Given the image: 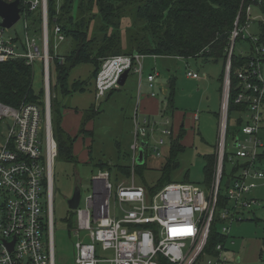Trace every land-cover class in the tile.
Listing matches in <instances>:
<instances>
[{"label":"built area","instance_id":"built-area-1","mask_svg":"<svg viewBox=\"0 0 264 264\" xmlns=\"http://www.w3.org/2000/svg\"><path fill=\"white\" fill-rule=\"evenodd\" d=\"M27 3L32 11L41 8L42 32H30L27 26L24 39L8 35V28L2 26L0 17V61L22 58L31 66L33 76L36 65H40L45 107L43 109L37 102L17 107L0 101V124H5L8 130L0 147V264H55L53 193L57 142L51 118V78L55 60H64L58 49L66 38L59 25L50 30L48 0H27ZM23 18L21 11L20 20ZM24 20L27 25V19ZM250 27L251 22L245 31L249 32ZM240 31L238 28L233 31L234 41ZM52 35L55 52L51 51ZM256 51L264 59V49L257 47ZM143 56L138 53L118 54L106 58L95 79L96 98L104 97L112 88H119L121 76L128 68L134 70L141 80ZM262 57L258 56L251 61L250 68L238 72L245 89L253 93L243 91L236 99L237 102L249 101L250 109L241 130L232 136L236 151L231 154L227 150L228 118L222 106L211 184L202 188L191 182H169L150 194L143 185L135 183L134 176L129 185L122 181L115 189L109 170H100L93 178V193L87 198L86 208L78 206L74 210L76 233L86 230L89 237V241L76 244L77 264H162L161 257L171 264H197L202 260L216 214L224 221L222 232L229 234L230 225L238 217L240 219V210L258 202L257 198L246 195L259 184L264 186V158L260 159L264 151L261 136L264 85L254 81L255 78L264 80ZM187 74L195 78L199 76L191 71ZM156 76L157 73L153 72L147 76L151 88ZM224 84L225 91L229 86L226 96L228 113L230 76ZM151 94L155 96L156 92ZM139 114L136 110L133 169L141 143L146 141V147H150L146 137L155 130V123L148 116ZM165 125L162 133L171 137V120L165 119ZM164 143V138H161L153 146L158 156L163 154ZM227 156L230 160L244 159L245 163L240 166V171L236 170L227 177L230 183L226 185L224 194L229 205L218 209ZM44 193L46 207L42 202ZM112 197L120 207V216L112 213ZM98 244L103 250L112 251L113 256L100 258ZM217 249L220 254L209 255L206 264L227 261L223 245L218 244Z\"/></svg>","mask_w":264,"mask_h":264},{"label":"trees","instance_id":"trees-1","mask_svg":"<svg viewBox=\"0 0 264 264\" xmlns=\"http://www.w3.org/2000/svg\"><path fill=\"white\" fill-rule=\"evenodd\" d=\"M20 6L23 19H27V25L24 20L25 31L28 26L30 32L41 33V8L35 11L30 10L27 0H21ZM253 6L258 7L261 13H264V0H48L50 30L59 25L65 38L71 41L67 51L64 53L59 52L64 60L60 62L57 58L54 62L52 73H55L57 92L59 91L62 96L67 97L76 92H83L93 84L96 97L95 79L104 60L118 54L134 55L135 53L144 56L203 57L207 61H221L223 63L221 80L223 83L222 89L224 90L227 61L233 42V31L238 28L241 31L235 39L230 56L227 128V135L235 136L234 133L233 135L230 134L229 129L231 113H240L238 124L242 126L250 109L249 101L237 102L236 99L243 91L253 93L252 90L245 89L238 72L250 68L251 61L257 59L258 56L262 57V55L257 54V47L264 49L263 20L259 21V31L257 33L251 34L245 31L247 24L253 21L251 17ZM125 17L131 18V24L124 35L122 22ZM253 36H256L257 39L254 40ZM239 40L249 41L250 49L247 53L236 52L235 47ZM53 42L52 35L51 51L55 52ZM262 60L264 61L263 57ZM80 64H90L94 69L90 76L84 79H73L70 82L72 69ZM33 77L31 66L22 58L0 61V101L17 107L23 103L37 102L44 109V96L34 93ZM254 81L262 86L264 85V80L255 78ZM116 89H110L106 95ZM42 91L44 92V90ZM59 104L58 99H54L52 96V126L54 138L57 142V158L74 161L77 160L74 151L76 138L81 133L89 136L93 135V130L87 129V124L102 111L101 106L94 102L83 110L77 107L74 108L82 114L79 134L74 136L63 125L64 118ZM169 106L172 110L175 109L173 97H170ZM70 107L68 104H64V109ZM218 117H220V114H218ZM184 135V126H181L177 133L173 131L170 154L166 163L160 169L162 176L159 184L156 187L144 186L150 194L156 193L165 184L171 182V172L180 166L179 156L185 150ZM263 158L264 151L260 156L261 160ZM215 160L216 155L211 156L205 168V183L207 186L212 181ZM97 165L102 170L107 169L110 171L109 163L99 162ZM144 165L145 163L136 164L134 169L141 171ZM117 168L124 176L129 177L132 173V164L117 165ZM226 174L224 170V175ZM228 205V197L220 191L218 209ZM223 222L216 214L201 259L205 255H219L218 244H222L224 250L226 249L230 236L222 232ZM160 260L162 264H171L164 257H161Z\"/></svg>","mask_w":264,"mask_h":264},{"label":"rangeland","instance_id":"rangeland-1","mask_svg":"<svg viewBox=\"0 0 264 264\" xmlns=\"http://www.w3.org/2000/svg\"><path fill=\"white\" fill-rule=\"evenodd\" d=\"M252 8L251 17L253 22L249 32L254 34L259 31V21H264V13H261L256 6ZM130 24L131 18L125 17L122 22L124 35ZM7 34L24 39L26 37L24 19L9 28ZM70 45L71 41L66 39L60 43L58 51L64 53ZM249 49L250 43L247 40H239L236 43L235 50L237 53H247ZM142 61L145 74L148 70L157 73L155 79L156 87L153 90L159 94L162 100L166 101L168 106L170 97H173L174 111L179 108L184 113H187L192 127H194V130L195 128L198 130L194 134L193 140L188 135L183 139L185 150L179 156L180 166L171 172L170 181H187L203 188L206 185L205 168L210 157L216 154L218 147L219 123L223 106V83L221 80L223 63L221 61H207L203 57L177 56H143ZM262 67V76L264 77V64ZM93 69L90 64H80L72 69L69 81L71 82L73 79L78 78L84 79L90 76ZM188 71L196 72L199 76L196 78L189 76L187 74ZM135 75L134 71L130 73V81ZM55 83L56 77L53 72L51 98L53 96L54 99H58L63 118L65 116L68 117L74 128L77 126L78 115L74 113L67 115L68 109H64L65 103L76 108L78 106H86L93 100V103L96 101L97 104H100L102 110L92 125L87 127V129L91 128L93 130L92 136L83 133L79 134V129L73 133L74 136L79 134L74 143L77 160L66 161L59 159L57 158V150L54 162L53 242L55 246V264H77L76 244L79 241H89V237L86 235V230H79V233H76L75 211L69 208L67 202V199L73 194L76 181H80L82 195L79 206L82 209L86 208L87 198L93 193L94 176L102 170L97 165L99 162L110 164L109 172L111 173V181L115 189L122 181L129 185L133 176L135 183L138 185L156 187L161 179L162 171L159 168L161 158H156L158 155L153 146L161 138H164L165 143L163 146L166 145L165 147L169 148L171 138L162 133V129L166 127L165 118H163L160 120L161 124L150 132L151 135L149 137H146L151 147L148 149L143 170H135L132 177H126L119 172L117 165L132 164V144L134 143L135 131L129 117L132 115L134 108L139 109L136 106L137 99H135V95L130 94L126 90L129 84L117 88L107 98L101 97L95 100L91 85L83 92H76L64 97L59 91L57 92ZM43 86L41 67L37 64L33 77L34 93L44 96ZM163 88H166L168 93H165ZM219 113L220 117H218ZM194 114L196 115L195 117ZM239 117V112H232L230 115L229 129L231 135L233 133L237 134L241 130V126L238 124ZM7 134V126L0 124V147L4 143V137ZM261 136L264 141V130ZM232 139V136L228 137V154L236 151ZM244 163V159L230 160L229 156L226 157L225 172L227 174L221 184L223 193L226 191L227 176L231 175L236 169L240 171V166ZM262 165L264 169V162ZM246 196L248 198H257L258 202L241 209L240 219L238 217L230 225V237L226 245L227 248L224 250L227 261L219 264H264V186L259 184ZM42 202L46 207L47 197L45 193L42 197ZM111 209L114 215H121L120 207L115 202L114 197L111 199ZM98 256L103 259H109L113 256V252L103 250L101 245L98 244ZM209 258V255H205L197 264H206ZM103 264L108 263L105 262Z\"/></svg>","mask_w":264,"mask_h":264},{"label":"crops","instance_id":"crops-1","mask_svg":"<svg viewBox=\"0 0 264 264\" xmlns=\"http://www.w3.org/2000/svg\"><path fill=\"white\" fill-rule=\"evenodd\" d=\"M251 13H252V10H251ZM252 22H251V27L250 28H252ZM142 66H143V74H142L141 80H140V76H138L137 73H135V71L132 70V71H134V73L136 75L131 79V81H130V79L128 77V79H127V81H126V83L124 85V86H126L127 84H129V85H127V89H126L127 92L129 91L130 94H134L135 95V99H137V103H136L137 105L136 106H137V108H139L138 109V111L140 113L139 115L141 117L142 116H148L153 121V123H155L154 124L155 127H158L159 124H161L160 120H162L163 118L171 119L172 128H173V131L175 133H177L179 131L181 126H184V129H185L184 138L187 137V135H188L189 138L193 140L194 139V134H196L198 130H196V128L194 130V127H192V124H191V122H189V119H188V114L184 113L179 108H177L175 111H174V109L172 110L170 108V106L166 105V101L161 99L159 94L156 93L155 96H152L151 93H152V91H154L153 89L156 87V82L154 83V87L151 88L150 85H149V81H148L147 76H148L149 73H152V71L148 70V71H146V74H145L144 73L145 72V68H144L143 61H142ZM261 71H263V67H261ZM137 79H138V84H137ZM157 85H159V84L157 83ZM159 87H160V85H159ZM92 88H93V91H94V99L96 100L97 98L95 97V89H94V85L93 84H92ZM130 88H132V89H130ZM163 91L165 93H168V90L166 88H163ZM112 92L113 91H111L110 93H108V95H106L104 97L107 98ZM92 103H93V100L91 102H89L88 104H86V106H82V107L78 106L77 108L83 110V109L88 108ZM67 109H68L67 115H69L71 113H74V114L78 115L76 128H74V125L72 126V122H70V119L68 117H66V116L64 117V127H65V129L69 133L73 134L80 127L82 114L80 112H77L74 109V107H70V108H67ZM136 110L137 109L134 108V111H132V115L129 117L131 119V121H132V126L134 128V131H135V112H136ZM220 112H221V110H220ZM195 116L196 115L194 114V117ZM94 121H95V119L92 120L91 122H89L87 124V127L91 126ZM88 130H92V129L88 128ZM134 136H135V132H134ZM142 143H141L140 147L142 146ZM165 146H163V148H162L163 154L161 156L156 157V158H161L160 165H159L160 169L166 163L167 158H168V156L170 154V150H171V145H170L169 148L165 147ZM150 147H146V146L144 147L145 157H146L144 163H146V159H147L146 155H147L148 149ZM138 154H139V150H138ZM105 170H107V169H105ZM133 171H135V169L132 168V173H131V175L129 177H131L133 175ZM126 177H128V176H126ZM224 256H225V252H224Z\"/></svg>","mask_w":264,"mask_h":264},{"label":"water","instance_id":"water-1","mask_svg":"<svg viewBox=\"0 0 264 264\" xmlns=\"http://www.w3.org/2000/svg\"><path fill=\"white\" fill-rule=\"evenodd\" d=\"M20 4H21V0H13L10 2H8L6 0H0V17L2 18V22H1L2 26L9 29V28H12L18 21H20L21 11H22ZM234 42L235 41L233 40L232 46L234 45ZM232 49H233V47L231 48V52H230V55H229V58L227 61L225 81L230 76V66H231L230 56L232 54ZM135 54H137V53H135ZM130 72H131V69L128 68L122 74L121 79H120V85L121 86L125 85L128 77L130 75ZM227 90H229V86H228ZM224 92H225V84H224L223 96H224ZM227 101H228V99H227ZM225 115H227V108H226ZM146 145H147V142L144 141L142 143V146L139 148V154H138L137 160H136L137 164H143L145 161L146 157H145L144 147ZM235 145H236V143H235ZM229 183H230V180L227 179L226 185H228ZM81 195H82V191H81L80 181L77 180L75 185H74L73 194L71 195V197H69L67 199L69 208L71 210H75L79 206L80 200H81Z\"/></svg>","mask_w":264,"mask_h":264},{"label":"bare ground","instance_id":"bare-ground-1","mask_svg":"<svg viewBox=\"0 0 264 264\" xmlns=\"http://www.w3.org/2000/svg\"><path fill=\"white\" fill-rule=\"evenodd\" d=\"M227 87H226V91H225V95H224V104H223V112L226 111V99H227Z\"/></svg>","mask_w":264,"mask_h":264}]
</instances>
